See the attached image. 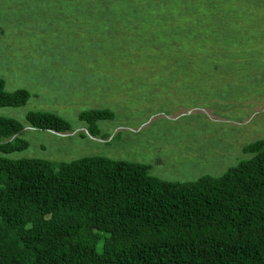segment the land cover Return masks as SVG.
Returning a JSON list of instances; mask_svg holds the SVG:
<instances>
[{
	"label": "rangeland",
	"instance_id": "obj_1",
	"mask_svg": "<svg viewBox=\"0 0 264 264\" xmlns=\"http://www.w3.org/2000/svg\"><path fill=\"white\" fill-rule=\"evenodd\" d=\"M197 3L184 14L122 0H0V78L6 92L29 93L25 105L0 108L27 143L2 156H102L170 182L219 177L249 158L243 148L264 139V0L209 1L205 16ZM91 110L113 114L98 134L78 119ZM31 112L72 132L35 129Z\"/></svg>",
	"mask_w": 264,
	"mask_h": 264
},
{
	"label": "trees",
	"instance_id": "obj_2",
	"mask_svg": "<svg viewBox=\"0 0 264 264\" xmlns=\"http://www.w3.org/2000/svg\"><path fill=\"white\" fill-rule=\"evenodd\" d=\"M193 1L207 4L205 16L214 0H122V7L188 14L199 11ZM184 31L185 41L195 36ZM28 99L25 90L6 92L0 78V108ZM112 118L108 110L78 116L92 134ZM26 122L72 132L52 113H28ZM22 131L0 117V264H264V139L219 177L170 182L146 165L102 156L69 163L2 156L27 148Z\"/></svg>",
	"mask_w": 264,
	"mask_h": 264
}]
</instances>
